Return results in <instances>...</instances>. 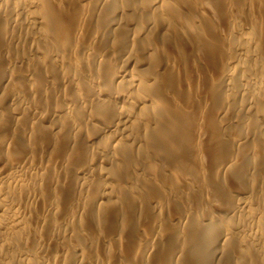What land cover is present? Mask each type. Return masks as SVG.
I'll list each match as a JSON object with an SVG mask.
<instances>
[{
    "label": "rangeland",
    "instance_id": "374dc122",
    "mask_svg": "<svg viewBox=\"0 0 264 264\" xmlns=\"http://www.w3.org/2000/svg\"><path fill=\"white\" fill-rule=\"evenodd\" d=\"M0 264H264V0H0Z\"/></svg>",
    "mask_w": 264,
    "mask_h": 264
},
{
    "label": "bare ground",
    "instance_id": "6f19581e",
    "mask_svg": "<svg viewBox=\"0 0 264 264\" xmlns=\"http://www.w3.org/2000/svg\"><path fill=\"white\" fill-rule=\"evenodd\" d=\"M102 23V22H101ZM104 25V24H103ZM67 73V72H66ZM235 73V72H234ZM72 76V75H71ZM240 76V75H239ZM245 80V79H244ZM120 85V84H119ZM125 86V85H124ZM153 106V105H152ZM156 107V106H155ZM154 107V108H155ZM124 108V107H123ZM158 109V108H157ZM147 110H152L153 111V109L152 108H150V109H147ZM155 110V109H154ZM47 112V111H46ZM149 112V111H148ZM150 113V112H149ZM129 114V113H128ZM113 136V135H112ZM34 175V174H33ZM12 180V179H11ZM14 180V179H13ZM17 223V222H16ZM228 225V224H227ZM15 232V231H14ZM190 236V235H189ZM198 237V236H197ZM6 248V247H5ZM24 249V248H23ZM13 257V256H12Z\"/></svg>",
    "mask_w": 264,
    "mask_h": 264
}]
</instances>
